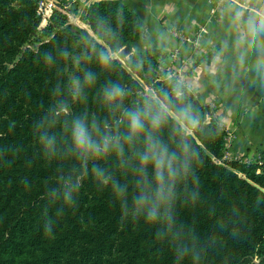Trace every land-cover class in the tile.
<instances>
[{
  "label": "trees",
  "instance_id": "obj_1",
  "mask_svg": "<svg viewBox=\"0 0 264 264\" xmlns=\"http://www.w3.org/2000/svg\"><path fill=\"white\" fill-rule=\"evenodd\" d=\"M39 1L0 0V264H264V172L257 163L224 159L228 132L161 70V52L144 50L140 15L123 0H103L87 9L90 31L59 11L40 30ZM101 53L110 67L98 63ZM86 71L96 74V84L73 101L68 81ZM110 82L127 90L125 109L166 103L163 139L171 148L181 138L189 146L191 167L176 184L171 221L146 224L133 210L137 161L127 145V163L110 153L85 164L69 150L63 121L72 116L87 113L102 128L107 122L126 131L122 110L111 115L101 101ZM59 100L69 103V116H52ZM44 131L57 135L55 152L41 145ZM94 164L105 169L107 183L93 174ZM114 181L127 187L123 200L113 195Z\"/></svg>",
  "mask_w": 264,
  "mask_h": 264
},
{
  "label": "crops",
  "instance_id": "obj_2",
  "mask_svg": "<svg viewBox=\"0 0 264 264\" xmlns=\"http://www.w3.org/2000/svg\"><path fill=\"white\" fill-rule=\"evenodd\" d=\"M99 1L103 0H78L75 4V14L89 31L84 18L88 7ZM123 1L144 21V50L161 52L164 70L209 107L232 138L225 160H255L264 155V72L257 70L264 53L258 52L255 40L236 43L247 31L248 18L264 15V0H242L243 7L226 5L221 20L213 15L210 0ZM174 26L189 36L206 26L202 47L182 43L171 33Z\"/></svg>",
  "mask_w": 264,
  "mask_h": 264
},
{
  "label": "clouds",
  "instance_id": "obj_3",
  "mask_svg": "<svg viewBox=\"0 0 264 264\" xmlns=\"http://www.w3.org/2000/svg\"><path fill=\"white\" fill-rule=\"evenodd\" d=\"M239 18V14H238ZM247 31L237 37V45L244 44L250 40L257 41V50L264 53V15L259 18L250 16L246 21ZM52 54L46 53L45 60L52 61ZM98 63L103 68L111 66V59L106 53H101ZM257 70L264 72V59L257 63ZM96 84V74L93 71H86L83 79L79 76H72L68 81V89L73 101L81 100L84 97L85 88L94 87ZM101 101L111 115L116 111L123 112L126 131H112L107 122L103 128L100 122L90 119L87 113L72 116L70 120L63 121V127L70 138L69 150L76 158L87 162L89 158L97 159L110 153H115L122 163H127L125 148L133 154L137 163L133 165L136 180V194L132 198L134 211L142 212L146 224H155L163 217L171 221L169 206L174 197L177 182L187 175L191 167L189 160V146L183 138L176 142V147L171 148L163 139L161 132L166 127L169 118V107L166 103H157L155 107L151 104L124 108V100L127 97V90L118 82L106 84L101 93ZM51 114L54 118L69 116L71 114L70 105L66 100L54 102ZM181 114L185 120H193L187 111L182 110ZM46 121L42 119L38 128H43ZM180 131V130H178ZM183 134L187 135V129H182ZM41 145L45 150L55 152L57 135L50 134L48 131L41 133ZM151 169V171H149ZM93 174L107 183L110 177L105 169L98 165H93ZM73 191L77 185L69 186ZM112 192L117 200H123L127 193V187L121 186L118 181L112 184ZM53 195L59 196L61 193L53 190ZM66 204L73 201L72 192L63 193ZM126 207V206H125ZM163 209V213L161 212ZM46 230L50 231V228Z\"/></svg>",
  "mask_w": 264,
  "mask_h": 264
},
{
  "label": "built area",
  "instance_id": "obj_4",
  "mask_svg": "<svg viewBox=\"0 0 264 264\" xmlns=\"http://www.w3.org/2000/svg\"><path fill=\"white\" fill-rule=\"evenodd\" d=\"M77 1L78 0H73L72 2H65L64 0H40L38 4V16L40 17L41 20L39 29L42 30L49 25L56 11L64 13L68 17L70 23L82 26L83 19L80 18L78 15H76L74 12L75 4ZM210 1L214 3V8L212 13L218 20H221V11L226 5L239 6V7L244 6L242 0H210ZM171 33L182 43L192 44L194 48L198 49L201 48L203 45L206 35L208 34V28L206 26L200 27L196 29L191 36H189L180 28L174 26L173 28H171ZM174 56L177 58L178 54H175ZM161 70H164L163 65L161 66ZM231 140L232 138L228 134L226 138V150ZM239 161L246 163H257L259 166H261L260 169L258 170V173L264 172V155H259L255 160H239Z\"/></svg>",
  "mask_w": 264,
  "mask_h": 264
},
{
  "label": "rangeland",
  "instance_id": "obj_5",
  "mask_svg": "<svg viewBox=\"0 0 264 264\" xmlns=\"http://www.w3.org/2000/svg\"><path fill=\"white\" fill-rule=\"evenodd\" d=\"M116 58H118V59H119V60H120L122 63H124V62H125V61H124V59L122 58V56H121V55H120V56H119V55H117V56H116Z\"/></svg>",
  "mask_w": 264,
  "mask_h": 264
},
{
  "label": "water",
  "instance_id": "obj_6",
  "mask_svg": "<svg viewBox=\"0 0 264 264\" xmlns=\"http://www.w3.org/2000/svg\"><path fill=\"white\" fill-rule=\"evenodd\" d=\"M150 94L154 95L151 91H150ZM196 128H197L198 130H200V129H202V125H197Z\"/></svg>",
  "mask_w": 264,
  "mask_h": 264
}]
</instances>
